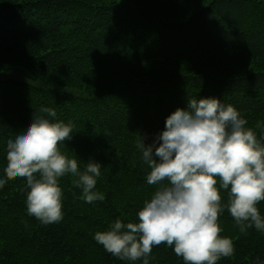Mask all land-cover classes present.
<instances>
[{"label": "trees", "instance_id": "trees-1", "mask_svg": "<svg viewBox=\"0 0 264 264\" xmlns=\"http://www.w3.org/2000/svg\"><path fill=\"white\" fill-rule=\"evenodd\" d=\"M202 97L231 104L264 134V0H0V177L6 141L52 108L49 119L72 125L59 150L81 170L90 157L101 163L94 190L103 197L85 203L65 174L63 217L44 225L27 214L26 178H7L0 264H141L112 256L93 234L118 217L137 222L157 188L137 142L152 143L171 112ZM256 207L264 216V200ZM217 223L234 251L216 264H264V233H241L226 206ZM148 264L185 261L162 242Z\"/></svg>", "mask_w": 264, "mask_h": 264}, {"label": "clouds", "instance_id": "clouds-1", "mask_svg": "<svg viewBox=\"0 0 264 264\" xmlns=\"http://www.w3.org/2000/svg\"><path fill=\"white\" fill-rule=\"evenodd\" d=\"M30 122L6 141V164L0 187L7 178H26V211L41 224L59 222L62 190L58 178L76 177L85 203L103 199L95 191L101 163L89 158L83 169L78 159L68 157L58 142L71 139L72 125L54 118L52 108H41ZM231 104L216 97L188 99L164 121V128L150 144L137 142L149 171L148 184L157 188L137 211V222L118 217L93 239L112 256L148 264L154 245L164 242L185 264H216L231 256L232 240L218 235L217 223L224 207L241 233L254 227L264 233V216L257 203L264 200V134L257 139L253 129ZM257 128L264 123L257 121ZM217 178L219 185L217 187ZM167 181V183H162ZM219 189L227 190L221 204Z\"/></svg>", "mask_w": 264, "mask_h": 264}, {"label": "rangeland", "instance_id": "rangeland-1", "mask_svg": "<svg viewBox=\"0 0 264 264\" xmlns=\"http://www.w3.org/2000/svg\"><path fill=\"white\" fill-rule=\"evenodd\" d=\"M13 74H15V73L13 72ZM15 75H18V74H15Z\"/></svg>", "mask_w": 264, "mask_h": 264}]
</instances>
